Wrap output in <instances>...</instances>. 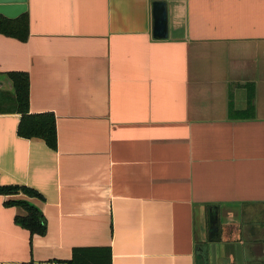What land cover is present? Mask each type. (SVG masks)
I'll use <instances>...</instances> for the list:
<instances>
[{
  "label": "crops",
  "instance_id": "1",
  "mask_svg": "<svg viewBox=\"0 0 264 264\" xmlns=\"http://www.w3.org/2000/svg\"><path fill=\"white\" fill-rule=\"evenodd\" d=\"M27 12L26 42L0 34V74L29 75L30 112L55 115L58 148L0 113V187L42 197L0 195V264L102 250L111 264H264V0ZM15 199L41 210L45 236L16 223Z\"/></svg>",
  "mask_w": 264,
  "mask_h": 264
},
{
  "label": "trees",
  "instance_id": "2",
  "mask_svg": "<svg viewBox=\"0 0 264 264\" xmlns=\"http://www.w3.org/2000/svg\"><path fill=\"white\" fill-rule=\"evenodd\" d=\"M0 34L17 39L21 42H26L30 35V17L26 12L16 19H9L0 15ZM2 77L8 79L11 83L14 95L12 107L4 111H15L21 114V122L18 127V135L24 139H37L46 143V145L57 150L58 148V133L56 117L52 113L32 114L30 112V78L28 74L24 73H10L6 76L0 74ZM1 103V100H0ZM23 194L27 198L42 199L40 194L36 191L26 187H0V195L16 196ZM8 207H18L23 213L16 217V223L23 229L30 232L32 236H45L47 233V226L45 217L39 208L29 202L27 199L8 200L6 202ZM106 252V251H104ZM99 253H90L86 255L82 262L73 260L68 263L58 262L57 264H111L106 255ZM35 264V263H23Z\"/></svg>",
  "mask_w": 264,
  "mask_h": 264
},
{
  "label": "water",
  "instance_id": "3",
  "mask_svg": "<svg viewBox=\"0 0 264 264\" xmlns=\"http://www.w3.org/2000/svg\"><path fill=\"white\" fill-rule=\"evenodd\" d=\"M161 4H158L160 6ZM27 12V0H0V15L9 18L16 19L22 14ZM166 11H160L158 13L157 21L162 26V24L166 23ZM166 33V31L164 32ZM166 37L165 34H163ZM3 86V83L0 82V87ZM9 86L11 83L9 82Z\"/></svg>",
  "mask_w": 264,
  "mask_h": 264
},
{
  "label": "rangeland",
  "instance_id": "4",
  "mask_svg": "<svg viewBox=\"0 0 264 264\" xmlns=\"http://www.w3.org/2000/svg\"><path fill=\"white\" fill-rule=\"evenodd\" d=\"M13 93L10 92L7 89H0V109L1 110H8L12 107V101H13Z\"/></svg>",
  "mask_w": 264,
  "mask_h": 264
}]
</instances>
